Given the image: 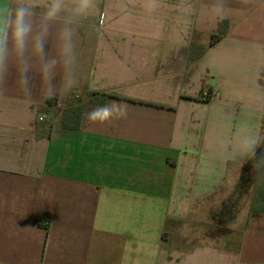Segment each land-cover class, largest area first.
<instances>
[{"label": "crops", "instance_id": "1", "mask_svg": "<svg viewBox=\"0 0 264 264\" xmlns=\"http://www.w3.org/2000/svg\"><path fill=\"white\" fill-rule=\"evenodd\" d=\"M145 5L96 0L71 87L0 84V264H264L247 166L264 141V0ZM109 101L127 116L86 119ZM214 228L238 247L213 243Z\"/></svg>", "mask_w": 264, "mask_h": 264}, {"label": "clouds", "instance_id": "2", "mask_svg": "<svg viewBox=\"0 0 264 264\" xmlns=\"http://www.w3.org/2000/svg\"><path fill=\"white\" fill-rule=\"evenodd\" d=\"M145 6L152 11L158 0H146ZM96 10V0H0V84L11 77L25 96L35 92L37 78L50 91L71 87L76 82L74 37ZM58 20L62 25L53 55L48 41ZM126 116V110L114 101L85 113L90 122L100 124ZM257 143L258 139H252L249 148Z\"/></svg>", "mask_w": 264, "mask_h": 264}, {"label": "trees", "instance_id": "3", "mask_svg": "<svg viewBox=\"0 0 264 264\" xmlns=\"http://www.w3.org/2000/svg\"><path fill=\"white\" fill-rule=\"evenodd\" d=\"M225 31L221 32L220 35L214 36L213 43L218 41L224 35ZM211 93L207 94V100H210ZM103 101L107 98V95H102ZM56 99L48 100L47 105L50 108L56 106ZM84 103L80 100H76L63 112V121L66 122V126L70 130H77L80 127V123L83 116ZM247 166H253L257 168V185L254 190L251 213H264V141L259 150L251 157Z\"/></svg>", "mask_w": 264, "mask_h": 264}, {"label": "rangeland", "instance_id": "4", "mask_svg": "<svg viewBox=\"0 0 264 264\" xmlns=\"http://www.w3.org/2000/svg\"><path fill=\"white\" fill-rule=\"evenodd\" d=\"M227 232L229 231L214 228L211 232L213 243L221 246L224 245L226 247L231 246L232 248L238 247L240 242V234H230Z\"/></svg>", "mask_w": 264, "mask_h": 264}, {"label": "built area", "instance_id": "5", "mask_svg": "<svg viewBox=\"0 0 264 264\" xmlns=\"http://www.w3.org/2000/svg\"><path fill=\"white\" fill-rule=\"evenodd\" d=\"M41 120H44V118H41Z\"/></svg>", "mask_w": 264, "mask_h": 264}]
</instances>
